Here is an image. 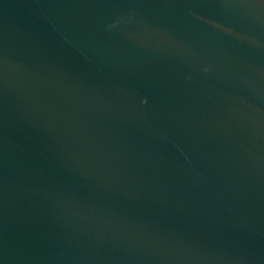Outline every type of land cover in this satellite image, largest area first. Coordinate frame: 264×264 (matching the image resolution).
Instances as JSON below:
<instances>
[{
    "label": "water",
    "instance_id": "95a60500",
    "mask_svg": "<svg viewBox=\"0 0 264 264\" xmlns=\"http://www.w3.org/2000/svg\"><path fill=\"white\" fill-rule=\"evenodd\" d=\"M0 264H264V0H0Z\"/></svg>",
    "mask_w": 264,
    "mask_h": 264
}]
</instances>
